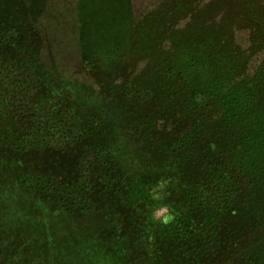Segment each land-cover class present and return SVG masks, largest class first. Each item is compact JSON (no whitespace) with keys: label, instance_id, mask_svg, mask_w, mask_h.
I'll use <instances>...</instances> for the list:
<instances>
[{"label":"trees","instance_id":"obj_1","mask_svg":"<svg viewBox=\"0 0 264 264\" xmlns=\"http://www.w3.org/2000/svg\"><path fill=\"white\" fill-rule=\"evenodd\" d=\"M49 2L0 0V264H264V0H77L97 90Z\"/></svg>","mask_w":264,"mask_h":264},{"label":"rangeland","instance_id":"obj_2","mask_svg":"<svg viewBox=\"0 0 264 264\" xmlns=\"http://www.w3.org/2000/svg\"><path fill=\"white\" fill-rule=\"evenodd\" d=\"M160 0H131L134 17L140 19L150 11ZM76 3L77 0H50L48 10L39 24L40 31L44 34V56L56 64L66 78H74L87 85H92L96 90L94 81L83 72L80 63L76 41ZM42 158H44L42 156ZM33 159V158H32ZM25 160L23 170H29L31 163ZM46 161L48 158L45 159ZM36 167L39 165L35 163ZM42 168L37 171H44ZM35 172V170L33 169ZM165 208V207H160Z\"/></svg>","mask_w":264,"mask_h":264},{"label":"clouds","instance_id":"obj_3","mask_svg":"<svg viewBox=\"0 0 264 264\" xmlns=\"http://www.w3.org/2000/svg\"><path fill=\"white\" fill-rule=\"evenodd\" d=\"M165 183L160 182L155 186L153 191V199H162L163 197L157 193V190H162L165 188ZM151 219L154 222H159L162 226L167 227L172 224L176 219V214L169 210L168 208L154 209L151 213Z\"/></svg>","mask_w":264,"mask_h":264}]
</instances>
